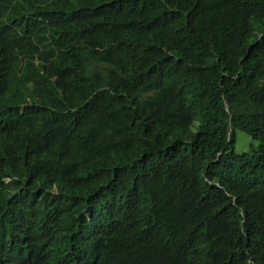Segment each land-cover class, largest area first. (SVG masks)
I'll return each instance as SVG.
<instances>
[{"label":"trees","instance_id":"trees-1","mask_svg":"<svg viewBox=\"0 0 264 264\" xmlns=\"http://www.w3.org/2000/svg\"><path fill=\"white\" fill-rule=\"evenodd\" d=\"M73 256L264 264V0H0V264Z\"/></svg>","mask_w":264,"mask_h":264},{"label":"rangeland","instance_id":"rangeland-1","mask_svg":"<svg viewBox=\"0 0 264 264\" xmlns=\"http://www.w3.org/2000/svg\"><path fill=\"white\" fill-rule=\"evenodd\" d=\"M238 144H237V152L238 153H249L251 152L253 147H259L260 143L253 138L252 135L244 132L242 130H238Z\"/></svg>","mask_w":264,"mask_h":264},{"label":"clouds","instance_id":"clouds-1","mask_svg":"<svg viewBox=\"0 0 264 264\" xmlns=\"http://www.w3.org/2000/svg\"><path fill=\"white\" fill-rule=\"evenodd\" d=\"M69 264H75V258H74V256L71 258V261L69 262Z\"/></svg>","mask_w":264,"mask_h":264},{"label":"water","instance_id":"water-1","mask_svg":"<svg viewBox=\"0 0 264 264\" xmlns=\"http://www.w3.org/2000/svg\"><path fill=\"white\" fill-rule=\"evenodd\" d=\"M226 105H228V103H226Z\"/></svg>","mask_w":264,"mask_h":264}]
</instances>
